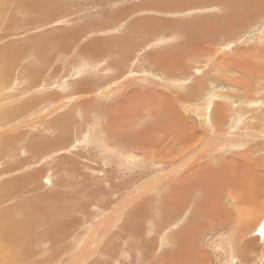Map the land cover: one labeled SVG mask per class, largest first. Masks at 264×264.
Segmentation results:
<instances>
[{"label": "rangeland", "instance_id": "obj_1", "mask_svg": "<svg viewBox=\"0 0 264 264\" xmlns=\"http://www.w3.org/2000/svg\"><path fill=\"white\" fill-rule=\"evenodd\" d=\"M1 56L20 263L264 264V0H3Z\"/></svg>", "mask_w": 264, "mask_h": 264}, {"label": "bare ground", "instance_id": "obj_2", "mask_svg": "<svg viewBox=\"0 0 264 264\" xmlns=\"http://www.w3.org/2000/svg\"><path fill=\"white\" fill-rule=\"evenodd\" d=\"M3 2V0H0V4ZM55 2H56V0H55ZM50 3V2H49ZM33 5H34V3H33ZM51 5H54V3H52ZM38 6H41V4H38ZM59 6V5H58ZM35 7V6H34ZM242 8V7H241ZM42 9V8H41ZM44 9V8H43ZM236 11V10H235ZM246 11V10H245ZM241 12V11H240ZM237 13V12H236ZM239 14V13H238ZM240 16V15H239ZM244 16H242V18H243ZM234 21H236V20H234ZM150 25H152V24H150ZM186 29H188V27L186 28ZM187 31V30H186ZM190 32H191V30H189ZM202 33H204V32H202ZM72 35V33L70 34V36ZM194 36L196 37V38H198V36H202V34L200 35V32H196V33H194ZM72 37V36H71ZM197 41V40H196ZM195 41V42H196ZM192 42V41H191ZM66 43V42H65ZM99 44H101V43H99ZM107 45V44H106ZM106 47V46H105ZM98 49L101 51V49H102V47L101 46H98ZM12 55V54H11ZM2 56H5V57H7V53H4ZM2 56H1V58H0V60L1 59H4V58H2ZM13 56V55H12ZM12 56H10L9 57V59L12 57ZM17 62V59H15L11 64H8V63H6V65L8 66L7 68H9V71H11L12 70V67L11 66H13L15 63ZM10 66V67H9ZM6 70V69H5ZM26 75L25 76H27V77H30L31 76V79H35V77L37 76V71H34V70H29V71H27L26 73H25ZM34 82V81H33ZM84 82V81H83ZM81 83V82H80ZM31 84V83H30ZM80 85V84H79ZM81 86V85H80ZM77 89V88H76ZM84 89V88H83ZM29 91V90H28ZM85 91V90H84ZM81 92V91H80ZM82 94V93H81ZM77 95V94H76ZM81 99V98H80ZM214 99V98H213ZM64 102V101H63ZM44 103V102H43ZM19 106V105H18ZM17 106V107H18ZM23 108V107H22ZM12 109H14V108H12ZM18 109V108H17ZM20 109H21V107H20ZM84 109V108H83ZM19 110V109H18ZM43 110V109H42ZM81 110V109H80ZM12 111V110H11ZM32 111V110H31ZM220 111V110H219ZM2 112V111H1ZM22 112V111H21ZM91 112V111H90ZM208 112V111H207ZM236 112V111H235ZM13 113V112H12ZM6 114V113H5ZM34 114V113H33ZM82 114V113H81ZM238 114V113H237ZM24 116V115H23ZM79 116V115H78ZM217 117H219V116H217ZM2 118V117H1ZM111 118V117H110ZM117 118V117H116ZM221 118V117H220ZM20 120H21V118H19ZM65 121V120H64ZM58 121H56V123H57ZM73 122V121H72ZM89 122V121H88ZM91 122V121H90ZM15 123V122H14ZM62 123V122H61ZM65 125V124H64ZM89 125V124H88ZM108 125H110V124H108ZM15 126V125H14ZM57 126V125H56ZM176 126V125H175ZM114 127V126H113ZM111 128H112V126H111ZM48 129V128H47ZM51 129V128H50ZM110 128H108V130H109ZM119 129V128H118ZM153 129V128H152ZM54 130H56L57 131V129H55L54 128ZM68 130V129H67ZM96 130H98V129H96ZM108 130H106V131H108ZM121 130H122V128H121ZM126 130V129H125ZM176 130L178 131H180L181 132V130H180V127L179 128H176ZM105 131V132H106ZM130 131V130H129ZM94 132V131H93ZM92 132V133H93ZM101 132V131H100ZM90 133V132H89ZM94 133H96V132H94ZM106 133H109V132H106ZM118 133V135H120L121 136V134H124V132L123 131H118L117 132ZM154 133V132H153ZM103 134V133H102ZM132 134V133H131ZM135 134V133H134ZM89 135V134H88ZM129 135V134H128ZM95 136V135H94ZM109 137V136H108ZM133 137V136H132ZM95 138H97V137H95ZM102 138V137H101ZM116 138V137H115ZM119 138V137H118ZM123 138V137H122ZM126 138V137H125ZM135 138V137H134ZM159 138V137H158ZM113 139V138H112ZM13 140V139H12ZM15 140V139H14ZM110 140H111V138H110ZM120 140V139H119ZM133 140V139H132ZM9 141V140H8ZM18 141H20V140H18ZM101 141H102V139H101ZM100 142V141H99ZM122 142V141H121ZM108 143V142H107ZM128 143V142H127ZM105 144V143H104ZM110 144V143H109ZM114 145V144H113ZM10 146V145H9ZM8 146V147H9ZM120 146V145H119ZM123 146V145H122ZM122 146H120V147H122ZM130 146V145H129ZM133 146V145H132ZM137 146V145H136ZM239 146V145H238ZM243 146V145H242ZM98 147L100 148V146H99V144H98ZM102 147V146H101ZM140 147V146H139ZM1 148H3V147H1ZM116 148V147H115ZM133 148H135V146L133 147ZM8 149V148H7ZM117 149V148H116ZM126 152V151H125ZM125 154V153H124ZM191 157V156H190ZM121 158H124V157H121ZM221 178H223V181H221L218 177L216 178V179H214L213 181H210V185H213V183L215 182V181H218V183L216 182V185H222L223 183H226L227 181H225V180H229V179H227V178H230V176H227V174L224 176V177H221ZM199 180L201 179L200 177L198 178ZM201 183H202V185H203V181H202V179H201ZM260 185V184H259ZM224 186V185H223ZM210 187V186H209ZM210 188H212V187H210ZM0 189H2V188H0ZM250 189V188H249ZM252 190V189H251ZM250 191V190H249ZM251 195V194H250ZM7 197H8V192H6V193H4V192H1L0 191V206L2 205V203L4 202V201H7ZM203 197V196H202ZM28 201V200H27ZM18 208V206L16 207V209ZM16 210H15V208L13 209V208H9V209H4V210H0V264H19L20 262H24V261H26L25 260V258L27 257V255H28V253L29 252H31L30 250H31V248H32V246L34 245V242L36 241L35 239H34V237H33V234H32V230L33 229H35V228H33L32 229V217H30V216H33V215H31V214H29L28 212L27 213H25V214H23V216H22V213H23V211H22V213L21 214H14V212H15ZM42 212V211H41ZM43 214H46L45 212H42ZM42 216V215H41ZM247 220H251L252 222H251V224L250 225H248L247 223H246V221ZM37 221V220H36ZM244 222H243V224H242V226H250L249 228H248V231H243V228L242 229H240V231H239V234H237L238 235V239H240L241 240V238H243L245 235H247V234H250V233H248L250 230H252V229H254V228H257V233H256V236H257V238H258V240L260 241L259 243H261V240H260V238H262V234H263V236H264V209H260L259 207H257L255 210H254V212L253 213H251L250 215H248L247 217H245L244 218V220H243ZM97 224H99V223H97ZM255 224H257V225H255ZM40 225V224H39ZM98 226V225H97ZM240 227V226H239ZM236 228H238V227H236ZM237 230V229H236ZM36 231V230H35ZM184 233V232H183ZM36 235H38V233H35ZM34 234V235H35ZM240 240H239V242H240ZM263 240H264V238H263ZM237 242V241H236ZM238 242V243H239ZM253 242H255V241H253V240H251L250 239V247H252L251 245H253L252 243ZM93 243V242H92ZM233 243V242H232ZM238 243H234V244H238ZM233 244V245H234ZM255 244V243H254ZM185 246H187V244L185 245ZM264 246V245H263ZM262 246V247H263ZM231 247H233V246H231ZM249 247V248H250ZM255 247V246H254ZM34 248V247H33ZM235 249V248H234ZM257 249V248H256ZM233 250V249H232ZM34 251V250H33ZM189 253V252H188ZM189 254H191V253H189ZM257 254V253H256ZM264 253H260V256L258 257V258H262V255H263ZM32 255V254H31ZM184 255H186V254H184ZM33 256V255H32ZM31 256V257H32ZM175 256V255H174ZM177 256H179L178 254H177ZM180 257V256H179ZM231 257H232V255H231ZM231 257H230V259H231ZM172 258H174V257H172ZM190 257L189 256H186V259H189ZM194 258V257H193ZM234 258H235V254H234ZM176 259H178V258H176ZM175 259V260H176ZM235 259H237V258H235ZM233 261V260H232ZM258 261V260H257ZM168 262V261H167ZM183 262V261H182ZM185 262V261H184ZM183 262V263H184ZM235 262H237V261H235ZM259 262V261H258ZM263 262V261H262ZM186 263V262H185ZM192 263H193V261H192ZM191 263V264H192ZM243 263V262H242ZM247 263H248V261H247ZM261 263V262H260ZM20 264H22V263H20ZM229 264V263H228ZM231 264H233L232 262H231ZM236 264V263H235Z\"/></svg>", "mask_w": 264, "mask_h": 264}]
</instances>
